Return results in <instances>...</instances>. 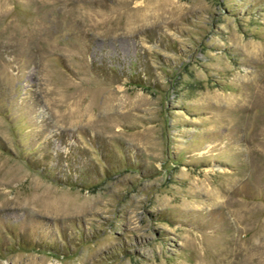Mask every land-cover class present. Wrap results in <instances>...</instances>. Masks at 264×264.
I'll return each mask as SVG.
<instances>
[{
	"label": "rangeland",
	"instance_id": "obj_1",
	"mask_svg": "<svg viewBox=\"0 0 264 264\" xmlns=\"http://www.w3.org/2000/svg\"><path fill=\"white\" fill-rule=\"evenodd\" d=\"M0 264H264V0H0Z\"/></svg>",
	"mask_w": 264,
	"mask_h": 264
}]
</instances>
